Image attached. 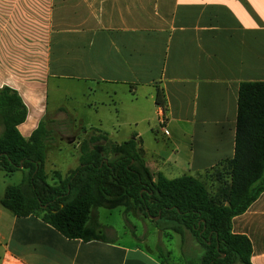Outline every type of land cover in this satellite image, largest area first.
I'll return each instance as SVG.
<instances>
[{
  "label": "crops",
  "instance_id": "obj_1",
  "mask_svg": "<svg viewBox=\"0 0 264 264\" xmlns=\"http://www.w3.org/2000/svg\"><path fill=\"white\" fill-rule=\"evenodd\" d=\"M63 81L82 89L83 108L97 111L101 93L113 130L95 131L115 143L136 138L154 176L203 181L235 156L241 83L264 81V0H0V88L27 107L24 138L65 110L49 112L50 84ZM74 94L75 124L83 118ZM124 125L137 131L123 136ZM99 231L106 241L69 239L41 216L18 217L0 204V264H165L158 248ZM233 232L251 241L252 264H264V193Z\"/></svg>",
  "mask_w": 264,
  "mask_h": 264
},
{
  "label": "trees",
  "instance_id": "obj_2",
  "mask_svg": "<svg viewBox=\"0 0 264 264\" xmlns=\"http://www.w3.org/2000/svg\"><path fill=\"white\" fill-rule=\"evenodd\" d=\"M157 103L164 105L160 93ZM26 117L19 93L0 88V171L23 173L22 182L0 196V204L15 216L39 215L69 239L106 241L93 209L134 208L182 239L189 233L203 249L200 264H252V243L233 232V221L264 193V81L240 85L235 156L222 164L215 190L191 175L154 176L136 138L115 143L99 131L79 142L78 166L67 175L54 172L50 181L46 162L52 131L46 121L24 138L18 126ZM158 250L165 264H176L170 252Z\"/></svg>",
  "mask_w": 264,
  "mask_h": 264
},
{
  "label": "rangeland",
  "instance_id": "obj_3",
  "mask_svg": "<svg viewBox=\"0 0 264 264\" xmlns=\"http://www.w3.org/2000/svg\"><path fill=\"white\" fill-rule=\"evenodd\" d=\"M73 92L75 93L74 98L78 102L77 105L82 104L78 108V113L80 118H83V122H76L75 124L72 118ZM50 97L49 112L51 114L60 106H64L65 108V112L63 111L52 116L54 117L53 123H48L54 142L51 145L46 166L50 177H53L56 171H60L62 175H67L71 169H74L79 164L77 155L75 158L73 157V145L76 147L77 144L68 143L67 140L75 138V143H78L86 136L85 132L90 134V132L97 129L111 132L113 129L110 124L111 121L104 119L107 112L101 109V93L95 98L98 101L99 109L97 108V111L83 108V103L86 100L82 97V89L73 87V84L69 82L63 81L61 85H58L57 82H51ZM100 121L104 122L103 127L100 126ZM144 129L146 127L143 125L138 127L140 131ZM131 131H137L136 127L124 125L121 128L123 136L129 134ZM220 171L221 168L219 170H212L203 179V182L206 183L210 190L216 189L218 185V173ZM22 180V172L7 176L3 171H0V196H3L9 185H18ZM138 213L141 214L140 212ZM93 217L101 225L103 233L111 235L113 232L116 240L125 245L140 244L143 248H150L151 250H156L160 246L163 247L164 255L168 250L173 252L172 261L176 264L200 263L203 249L190 234H188V238L182 239L178 233L170 230L168 233L173 236V239L162 238V235L164 236L166 233L165 229L168 227L166 224L156 223L149 218H145L143 215L140 218L133 211H127L126 207L116 209L96 208L92 211ZM156 225L163 231L159 239L157 238ZM158 253L160 254L159 250Z\"/></svg>",
  "mask_w": 264,
  "mask_h": 264
},
{
  "label": "built area",
  "instance_id": "obj_4",
  "mask_svg": "<svg viewBox=\"0 0 264 264\" xmlns=\"http://www.w3.org/2000/svg\"><path fill=\"white\" fill-rule=\"evenodd\" d=\"M159 123H160V127H161L162 129H164L165 126H166V123H167V119L165 118L163 112H161V114H160V117H159Z\"/></svg>",
  "mask_w": 264,
  "mask_h": 264
},
{
  "label": "water",
  "instance_id": "obj_5",
  "mask_svg": "<svg viewBox=\"0 0 264 264\" xmlns=\"http://www.w3.org/2000/svg\"><path fill=\"white\" fill-rule=\"evenodd\" d=\"M68 143H73L75 141V138H73L72 140H67Z\"/></svg>",
  "mask_w": 264,
  "mask_h": 264
}]
</instances>
